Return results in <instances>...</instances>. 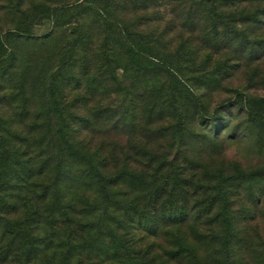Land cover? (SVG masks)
Wrapping results in <instances>:
<instances>
[{
	"label": "trees",
	"instance_id": "obj_1",
	"mask_svg": "<svg viewBox=\"0 0 264 264\" xmlns=\"http://www.w3.org/2000/svg\"><path fill=\"white\" fill-rule=\"evenodd\" d=\"M128 1L137 4L138 1L144 0ZM172 1L184 11L185 22L191 23L192 26L188 27V30L190 28L193 29L191 32H194L199 29L202 33L209 34L208 46L213 50L224 49L236 54L232 62L225 59V53L221 58L217 57L212 67L206 70L208 72L206 77L202 81L195 79L199 88L214 90L220 85V78L216 77V74H230L227 67L238 69L240 64L248 67L255 60H263L262 40L252 41L248 35L235 36L229 40L224 28H233L237 22L264 23V0ZM252 1L263 3V6L249 9L247 4ZM29 2L31 7L20 13L22 19L27 20L28 26L15 27L0 36V79L19 72L20 79L17 85L19 94H22L20 89L27 84V79L32 80L31 97L26 101L22 100V110H26L25 104L29 105L31 100L36 102L38 95L44 96L48 102L45 116L49 124L46 125V129L50 128V132L47 131L48 136L40 134L32 140L15 132L10 123L0 118V192L12 191L15 186H23L26 180L30 181L35 171L44 174L45 170L42 168L35 169L32 154L36 153L38 157L56 149L58 158L53 167L55 172L53 184L57 183L63 171L70 172L73 166L77 167L80 173L74 180L87 188H94L100 200L96 207L100 213L99 219L93 226L95 225L100 237L103 235L106 237V251H103V248L90 249L100 253L101 258L110 264H248L245 260L253 263L247 257L252 253H244V248H248L252 236L249 235V231L247 232L249 227H237L238 222L231 208L232 199L227 185L238 187L240 178L245 176L252 178L254 175L237 172L225 176L220 173L214 174V171H203V168L188 156L190 145L185 138L190 128L184 124L182 117L190 111H199L206 106L202 104L200 106L202 93L198 94V91L191 90L177 77L182 79L183 76L188 79L196 71L204 72L209 57L186 59L182 51L178 50L175 53L162 51L154 44L155 39L124 23L123 17L116 13L125 9V0H29ZM47 19L52 23L50 33L41 36L30 33V24ZM96 32L101 34L99 45ZM56 40H64L60 48L55 44ZM191 42L190 39L182 40L179 44L180 49H188L192 46ZM38 44L42 48L37 50L35 46ZM20 46L25 48V51L32 48L31 57L34 63H28L30 60L25 54L27 51L20 50ZM45 47L47 50L50 47V51L40 54ZM96 47V50L89 53L90 49ZM33 48L36 49L37 56ZM93 57H96L97 61ZM91 59L96 68L94 75L88 74L87 70ZM186 60L187 64L182 63ZM27 64L28 68L31 66L34 68L33 72L23 71ZM117 69H120L122 74L115 73ZM251 70L255 72V68ZM182 72L185 74L181 75ZM103 74L108 77V81L116 82L119 87L122 86V81L129 80L130 86L125 88L124 94L132 93L135 101L139 99L143 103L141 110L137 111L139 113L137 118H134L136 115L133 111L125 109L132 117L129 130L139 129L149 121L165 115L173 113L177 116V125H173L171 130L172 134L178 137L175 139L176 147L179 145L183 150L181 154L184 164L177 156L168 157L173 148L172 144L165 148V154L159 153V150L156 152L147 149L144 156L151 171L134 174L128 171L127 166L119 167L118 158L112 152L103 153L101 143L99 147L92 146L84 129L78 126L75 119L86 124L91 122L71 111H66L68 108L63 104L62 97L67 86L73 81L77 86L82 85L81 78L86 86L85 92H89L88 94L96 92L102 86L96 78ZM167 75V82L163 80L156 85H150L153 77L160 80ZM170 80L174 81V86L169 84L173 83ZM33 84H39L37 91H33ZM179 86L184 87L186 92L182 93ZM160 92L167 94L169 99L163 98ZM150 93L152 96H149ZM234 93L235 103L240 102L239 108L246 114L247 119L260 123V128H264V98L248 97L239 90H235ZM127 96L132 103L134 101L132 96ZM80 100L85 104L87 96L82 95ZM36 114L41 115L40 111ZM42 128L43 125H32L35 131ZM195 135L204 136L211 146H216L217 142L222 140L219 128L210 135L202 133ZM52 158L53 155H49L48 159L43 161L44 168ZM115 166L117 169L112 171ZM197 173L201 177L216 175L218 183L207 187L214 192L211 193L209 203L200 207L196 214L189 215L180 200H183L182 197H186L184 199L187 200L197 193L192 181V176ZM130 180L132 185L139 186L138 191H134L133 186L131 189L123 188ZM213 202L219 204L215 213H212ZM207 214L213 216L202 220L201 218ZM137 230L144 231L148 238H152V242L148 243L146 248L143 246L135 248V241L145 237L142 233L139 235L140 238L135 239L134 234ZM22 238H18L19 242L27 248V252L21 254L23 256L21 264H27L30 260L29 252L33 250L32 248L37 249L38 239L26 237L28 240L22 241ZM158 239L164 241L158 244ZM12 244L11 239L0 249V263L11 253ZM72 248L73 246L69 245L64 259L54 264H80L79 261H73Z\"/></svg>",
	"mask_w": 264,
	"mask_h": 264
},
{
	"label": "rangeland",
	"instance_id": "obj_2",
	"mask_svg": "<svg viewBox=\"0 0 264 264\" xmlns=\"http://www.w3.org/2000/svg\"><path fill=\"white\" fill-rule=\"evenodd\" d=\"M19 2L20 0H0V36L15 27L28 26L27 20L22 19L20 13L27 10L31 2L29 0H23L21 4ZM247 5L249 9H254L263 6V3L252 1ZM116 13L123 17L124 23L132 25L134 29L155 39L156 43L154 44L162 51L175 53L179 50L182 51L181 53L186 59L199 56L209 57L204 72L196 71L188 79L183 76L182 79L177 77L191 90L198 91V94L202 93L200 106L201 104L206 106L199 111H190L182 117L184 124L189 125L190 128L185 138V141L190 145L188 156L190 160L196 161L203 171H214V174L220 173L225 176L237 172L254 175L252 178L243 176L244 178L238 180L240 186L227 185V189L230 191L231 208L238 222L237 227H249L247 232L249 231V235L252 236L248 248H244V253H252L247 257L253 263L246 260L245 262L264 264V128H260L258 122H250L246 114L240 110V102L238 101L239 103L236 104L234 100L235 90L241 91L248 97L264 98V58L251 62L248 67L244 64H240L238 69L233 66V68L227 67L230 74H216V77L220 78V85L214 90H208L206 87L199 88L195 79L202 81L208 73L206 70L212 67L217 57L221 58L225 53L227 61H234L233 57H236V54L224 49L213 50L208 46L209 34L202 33L199 29L194 32H191L193 29L189 28L188 30V27L192 26L191 23L185 22L184 11L172 0H144L138 1L137 4H131L125 0V9ZM30 25V33L36 36L50 33L52 30V23L48 19ZM224 29L228 33L229 40L235 36L248 35L252 41L262 40L264 42V23L256 24L253 21H246L241 24L237 22L233 28ZM98 33L96 32L99 45L101 34ZM187 39L192 41L190 43L192 46L188 49H180V42ZM55 42L60 48L64 40ZM19 48L24 52L27 51L25 54L30 60L28 63H34L31 57L32 48H27L26 51L21 46ZM35 48L38 50L42 47L38 44ZM36 49L33 48L37 56ZM50 49L49 47L48 50L50 51ZM96 49L97 47L90 49L89 53ZM48 50L45 47L39 53L43 55ZM184 50L188 51L184 52ZM93 59L97 61L96 57ZM187 61L182 63L187 64ZM253 68H255L254 73L251 70ZM94 69H96L95 64L91 59L87 69L88 74L94 75ZM19 70L22 71V69ZM24 70L33 72L34 68L32 69V66L28 68L27 64ZM115 73L122 74V71L117 69ZM183 74L185 73L182 72L181 75ZM19 79V72L11 77L9 75L0 79V118L10 123L15 132L26 138L30 137L33 140L40 134L48 136L47 131L50 132V128L46 129V125L49 124V121L45 116L48 106L47 99L38 95L36 102L31 100L29 105L24 102L26 110H22V100L26 101L28 97H31L30 84L33 82L28 78L27 84L23 86V89H20L22 94H19L17 87ZM96 79L101 82L102 86L96 92L91 93L92 95L85 92L86 86L81 78L83 84L77 86L73 81L67 86L65 95L62 97L63 104H66L68 108L66 111H71L91 122L86 124L75 119L78 126L84 129V133L93 147H99L101 143L103 153L112 152L118 158L117 165L119 167L127 166L128 171L134 174L151 171L144 156L147 149H153L156 152L159 150V153L165 154V148L173 144L168 157L177 156L178 160L184 164L181 154L183 150L179 145L176 147L175 139L178 137L172 134L171 130L173 125H177L175 114L153 119L146 123L147 125H142L139 129L131 131L128 129L132 119L131 113L128 115L125 109L133 111L136 115L134 118H137L139 117L137 111L141 110L143 103L139 99L135 101L132 93L124 94L125 88L130 86V81H122V86L119 87L116 82L108 81V77L104 74L97 76ZM163 80L167 82L168 75L160 80L153 77L150 80V85H156ZM172 82L169 84L174 86V81ZM33 85V91H37L39 84ZM179 90L182 93L186 92L184 87L179 86ZM160 93L163 98L169 99L167 94ZM82 95L87 96L85 104L80 100ZM127 95H131L134 99L132 103L129 102ZM149 96H152V93ZM37 111H40L41 115H37ZM141 120L143 121V119ZM50 122L53 123V121ZM35 124L43 125V128L35 131L32 129V125ZM217 128L222 132V140L217 142L216 146L209 145V141L204 136L195 135V133L210 135ZM36 155V153L32 154L35 169L42 168L45 170L44 174L35 171L30 181L26 180L23 186H15L16 188L12 191L0 192V249L7 245L11 239L13 240V244L10 246L11 253L0 264H21L23 259L21 254H25L27 248L19 242V237H24L25 240H28L26 237L38 239L37 249L32 248L33 250L29 252L30 260L27 264L58 263L64 259L65 251L68 250L69 245L73 246L71 250L74 262L110 264L109 261L101 258L100 253L90 249L103 248V251H106L105 244L107 243L106 237L104 235L100 237L99 232H96L95 225L93 226L97 223L100 214L96 209L100 200L97 198L94 188H87L74 180L75 176L80 173L79 169L74 166L70 172L63 171L57 183L53 184L55 176L53 167L58 158L56 149H52L49 154H41L38 157ZM49 155H53V158L44 168L43 161L48 159ZM115 169H117L116 166L112 168V171ZM200 172L201 168L198 169V173ZM198 173L192 176L197 193L187 200L184 199L186 197H182L183 200H180L189 215L196 214L200 207L209 203L214 192L207 187L218 183L216 175L201 177ZM132 186L134 191H138L139 186L132 185L131 180L123 185V188L131 189ZM218 205L213 202L212 213L218 211ZM212 216V214H207L201 219H208ZM107 220L108 218H106ZM217 226L218 233L219 225L217 224ZM142 233L145 235L144 231L137 230L134 234L135 239L140 238L139 235ZM24 239L21 240L24 241ZM163 241L158 239L157 243ZM150 242H152V238L145 235L135 241V248H140V246L146 248Z\"/></svg>",
	"mask_w": 264,
	"mask_h": 264
}]
</instances>
